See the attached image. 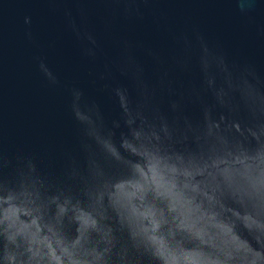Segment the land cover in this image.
Listing matches in <instances>:
<instances>
[{"label": "clouds", "instance_id": "1", "mask_svg": "<svg viewBox=\"0 0 264 264\" xmlns=\"http://www.w3.org/2000/svg\"><path fill=\"white\" fill-rule=\"evenodd\" d=\"M236 3L242 13L251 11L244 0ZM183 45L175 68L194 72L197 82L177 87L170 70L152 82L142 66L129 63L135 96L122 84L104 85L119 109L114 118L83 89H71L77 152L66 154L58 176L32 158L15 165L0 159V264H264V227L223 216L238 244L195 217L200 230L174 220L187 214L175 193L210 207L193 188L199 184L264 224V73L231 62L203 36L195 45L183 38ZM237 157L245 163L234 162ZM217 159L229 163L216 168ZM141 204L152 206L155 216H138L134 206ZM12 206L30 214L13 213ZM77 209L94 223L86 224Z\"/></svg>", "mask_w": 264, "mask_h": 264}, {"label": "water", "instance_id": "2", "mask_svg": "<svg viewBox=\"0 0 264 264\" xmlns=\"http://www.w3.org/2000/svg\"><path fill=\"white\" fill-rule=\"evenodd\" d=\"M244 3L251 7L247 14L239 10L236 0H135L132 4L116 0H0V159L15 165L20 158H32L58 176L66 154L77 152L79 132L71 89H83L111 119L119 109L104 85L122 84L135 96L134 81L125 71L129 63L142 66L152 82L170 70L177 87L188 88L197 82L195 73L175 68L176 58L184 52L183 38L195 45L203 36L231 62L251 64L264 73V0ZM87 49L95 55L86 54ZM42 64L57 82L49 79ZM162 106H167L166 96ZM190 111L198 115L197 109ZM245 159L237 157L234 162L244 164ZM224 163L229 162L217 159L213 166L219 168ZM205 171L200 169L199 174ZM193 188L210 207L205 208L203 201H185L182 193H175L187 210V214L174 217L179 227L200 230L198 220L238 244L223 216L230 213L250 226L264 227L250 215L241 216L238 209L226 207L206 187L197 184ZM134 208L138 216H155L150 205ZM10 210L30 214L25 208L12 206ZM77 211L86 224L94 223L88 213ZM79 243L80 237L73 247ZM64 251L71 255L67 248ZM190 255L195 258L197 254Z\"/></svg>", "mask_w": 264, "mask_h": 264}]
</instances>
